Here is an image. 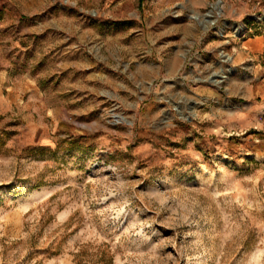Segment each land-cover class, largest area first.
Masks as SVG:
<instances>
[{"label":"rangeland","instance_id":"374dc122","mask_svg":"<svg viewBox=\"0 0 264 264\" xmlns=\"http://www.w3.org/2000/svg\"><path fill=\"white\" fill-rule=\"evenodd\" d=\"M43 7L0 31V264H264V0Z\"/></svg>","mask_w":264,"mask_h":264},{"label":"crops","instance_id":"0c3cea01","mask_svg":"<svg viewBox=\"0 0 264 264\" xmlns=\"http://www.w3.org/2000/svg\"><path fill=\"white\" fill-rule=\"evenodd\" d=\"M256 2L258 3V1ZM44 4L45 0H0V31L5 30L11 25H15L17 29L18 25L23 24L25 15L38 13L43 10ZM19 28L22 29L23 27L19 26ZM249 44L250 50L253 56H255L254 59H256L257 55L255 54L264 51V39L262 37L256 38L255 36L253 40L249 41ZM234 59L241 62L246 60L247 57L243 56L241 52H237ZM254 66L257 67L256 63H254ZM6 73L7 71H4V75Z\"/></svg>","mask_w":264,"mask_h":264},{"label":"bare ground","instance_id":"6f19581e","mask_svg":"<svg viewBox=\"0 0 264 264\" xmlns=\"http://www.w3.org/2000/svg\"><path fill=\"white\" fill-rule=\"evenodd\" d=\"M240 27H236L234 30L235 35H238L240 33Z\"/></svg>","mask_w":264,"mask_h":264}]
</instances>
